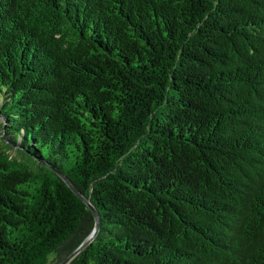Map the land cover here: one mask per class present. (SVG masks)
<instances>
[{
  "label": "trees",
  "instance_id": "obj_1",
  "mask_svg": "<svg viewBox=\"0 0 264 264\" xmlns=\"http://www.w3.org/2000/svg\"><path fill=\"white\" fill-rule=\"evenodd\" d=\"M0 113V264H264V0H0Z\"/></svg>",
  "mask_w": 264,
  "mask_h": 264
},
{
  "label": "water",
  "instance_id": "obj_2",
  "mask_svg": "<svg viewBox=\"0 0 264 264\" xmlns=\"http://www.w3.org/2000/svg\"><path fill=\"white\" fill-rule=\"evenodd\" d=\"M1 114V113H0ZM0 119H4L3 115H0ZM6 125H7V121L4 119V124L2 126V128L0 129L2 131V135L4 137L7 138L6 136ZM11 143V142H9ZM12 144V143H11ZM14 145V144H13ZM15 148L19 147V148H22V146H19V145H14ZM50 168L52 170H54L57 174H59L69 185H72V183L67 179L66 176H64L55 166L53 165H50ZM74 188V187H73ZM75 189V188H74ZM76 190V189H75ZM77 191V190H76ZM77 193L79 194L80 197H82L86 202L87 204L89 205V207L92 209V211L94 212V215H95V226H94V229L93 231L87 236V238L76 248V250L71 253L69 256H67L64 260H62L59 264H67L71 258L73 256H75L82 248H84L92 239L93 237L95 236L98 228H99V225H100V215H99V212L97 211L96 207L93 205V203L89 200V199H86L82 194H80L78 191Z\"/></svg>",
  "mask_w": 264,
  "mask_h": 264
},
{
  "label": "rangeland",
  "instance_id": "obj_3",
  "mask_svg": "<svg viewBox=\"0 0 264 264\" xmlns=\"http://www.w3.org/2000/svg\"><path fill=\"white\" fill-rule=\"evenodd\" d=\"M1 133H2V131L0 130V142L2 141V134H1ZM11 151H12L14 154L16 153V149H15V150L12 149Z\"/></svg>",
  "mask_w": 264,
  "mask_h": 264
}]
</instances>
